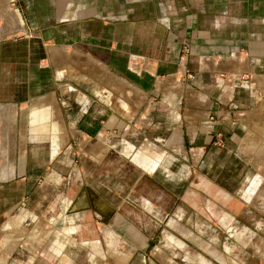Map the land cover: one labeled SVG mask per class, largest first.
<instances>
[{
	"label": "crops",
	"instance_id": "1",
	"mask_svg": "<svg viewBox=\"0 0 264 264\" xmlns=\"http://www.w3.org/2000/svg\"><path fill=\"white\" fill-rule=\"evenodd\" d=\"M135 60L143 61L147 69L135 72L131 67ZM109 73L117 79L109 78ZM166 81L170 84L161 96L169 103L158 109L169 117L168 132L186 129L190 142L198 139L202 151L219 142L216 136L230 133L223 136L224 144L233 142L239 161L249 157L251 167L261 164V170L264 0H0V197L12 195L2 186L5 182L46 180L51 171L66 174L67 152L80 151L84 143L90 158L98 159L99 149L103 153L109 148V123L121 116L112 110L114 95L125 104L132 89L150 100ZM178 100L184 104L180 124ZM148 115L144 108L141 116ZM143 150L159 155L150 142ZM255 181L245 193L246 201L256 194L260 180ZM27 189L31 192V187ZM84 197L82 192L73 208L86 206ZM92 200L100 212L109 211L98 196L92 194ZM50 223L34 227L30 239L35 250L28 246L33 257L27 256L22 264H109V252L96 253L99 228L107 230L105 246L112 247L118 237L109 231V221L73 223L72 229L89 230V237L81 239L86 241L83 261L78 248L67 250L75 238L67 239L65 232L64 237L55 236ZM16 226L10 221L4 229L17 233ZM53 227L67 226L57 221ZM2 236L4 245L7 240L13 243L8 248L0 243V264H18V258H12L18 246L12 244L17 245L19 236L10 234L6 240ZM139 250L113 260L226 262L215 252L184 257Z\"/></svg>",
	"mask_w": 264,
	"mask_h": 264
},
{
	"label": "rangeland",
	"instance_id": "2",
	"mask_svg": "<svg viewBox=\"0 0 264 264\" xmlns=\"http://www.w3.org/2000/svg\"><path fill=\"white\" fill-rule=\"evenodd\" d=\"M131 67L135 72L147 69L140 60L131 61ZM109 78L117 79L110 73ZM169 84H159V95L150 100L130 89L126 94L129 102L123 104L114 93L112 110L121 116H114L109 123V148L103 153L99 149L98 159L90 158L84 143L80 151L67 152L66 174L51 171L46 180L2 184L12 195L0 197V235L5 240L10 234L13 238L19 236L17 245L12 244L18 246L12 256L18 258V264L26 262L27 256L33 257L28 246L35 250L36 244L30 234L42 221L51 222L50 232L55 236L64 237L65 232L67 239L75 238L67 250L78 248L79 260H85L86 247L82 244L86 241L81 239L89 237V230L71 227L81 220L104 221L101 216L105 215L109 231L118 237L112 247L105 246L102 240L107 230L99 228L96 253L103 256L109 252V264H115L113 259L119 254L140 253L139 249L147 254L184 257L189 253L215 252L225 257V264H264V171L259 172L264 165L260 170L261 164L251 167L249 157L239 161L233 142L224 144L223 136L230 133L216 136L219 142L215 140V145L211 143L203 154L200 141L191 143L186 129L168 132L169 117L158 108L169 103L161 96ZM177 105L180 124L184 104L178 100ZM144 108L148 116H141ZM147 142L157 146L159 155L143 150ZM255 180H260L256 194L246 201L245 193ZM25 188L28 194L23 191ZM82 192L86 209L75 211L78 208L73 206ZM92 194L109 206L107 214L100 213ZM10 221L20 232L4 229ZM57 221L67 227L57 230L53 227ZM0 243H4L1 238ZM11 243L7 240L3 246L8 248ZM182 260L178 263H189Z\"/></svg>",
	"mask_w": 264,
	"mask_h": 264
},
{
	"label": "flooded vegetation",
	"instance_id": "3",
	"mask_svg": "<svg viewBox=\"0 0 264 264\" xmlns=\"http://www.w3.org/2000/svg\"><path fill=\"white\" fill-rule=\"evenodd\" d=\"M84 208H85V207H84ZM84 208H83V207H82V208H78V210H81V209H84ZM100 213H102V214H107L108 211H106V212H100ZM101 218H102L104 221H108L107 215H105L104 217L101 216Z\"/></svg>",
	"mask_w": 264,
	"mask_h": 264
},
{
	"label": "built area",
	"instance_id": "4",
	"mask_svg": "<svg viewBox=\"0 0 264 264\" xmlns=\"http://www.w3.org/2000/svg\"><path fill=\"white\" fill-rule=\"evenodd\" d=\"M216 143H218V141L216 140Z\"/></svg>",
	"mask_w": 264,
	"mask_h": 264
}]
</instances>
